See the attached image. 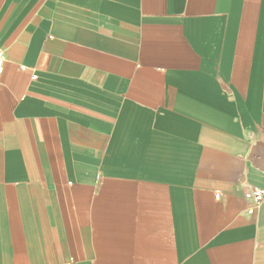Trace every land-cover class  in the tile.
<instances>
[{
    "label": "crops",
    "instance_id": "0c3cea01",
    "mask_svg": "<svg viewBox=\"0 0 264 264\" xmlns=\"http://www.w3.org/2000/svg\"><path fill=\"white\" fill-rule=\"evenodd\" d=\"M0 46V264H264V0H0Z\"/></svg>",
    "mask_w": 264,
    "mask_h": 264
},
{
    "label": "built area",
    "instance_id": "2783aa9c",
    "mask_svg": "<svg viewBox=\"0 0 264 264\" xmlns=\"http://www.w3.org/2000/svg\"><path fill=\"white\" fill-rule=\"evenodd\" d=\"M3 63H4V51L0 46V76L3 71ZM218 196V194H215ZM244 198L249 200L252 204L259 206L264 201V186L262 187H250L244 191Z\"/></svg>",
    "mask_w": 264,
    "mask_h": 264
}]
</instances>
